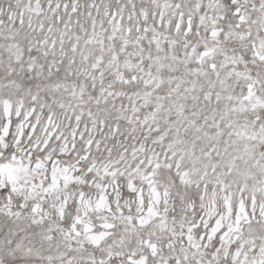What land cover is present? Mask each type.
Wrapping results in <instances>:
<instances>
[{"label":"snow or ice","instance_id":"snow-or-ice-1","mask_svg":"<svg viewBox=\"0 0 264 264\" xmlns=\"http://www.w3.org/2000/svg\"><path fill=\"white\" fill-rule=\"evenodd\" d=\"M0 264H264V0H0Z\"/></svg>","mask_w":264,"mask_h":264}]
</instances>
